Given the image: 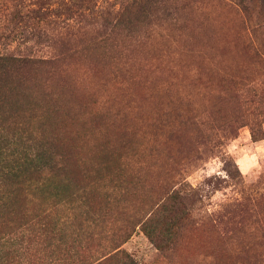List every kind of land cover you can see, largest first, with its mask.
Listing matches in <instances>:
<instances>
[{
  "label": "rangeland",
  "instance_id": "rangeland-1",
  "mask_svg": "<svg viewBox=\"0 0 264 264\" xmlns=\"http://www.w3.org/2000/svg\"><path fill=\"white\" fill-rule=\"evenodd\" d=\"M129 1L0 0V54L47 60L15 87L57 163L16 189L13 220L52 228L16 264H264V0H145L127 30Z\"/></svg>",
  "mask_w": 264,
  "mask_h": 264
},
{
  "label": "trees",
  "instance_id": "trees-1",
  "mask_svg": "<svg viewBox=\"0 0 264 264\" xmlns=\"http://www.w3.org/2000/svg\"><path fill=\"white\" fill-rule=\"evenodd\" d=\"M147 5L145 0H130L120 11L116 22L126 20L129 30L132 20L146 14ZM46 62L45 59L0 54V264H16L28 252L31 242L52 232L49 221L41 222L45 217L42 213L19 223L12 217L16 206L13 198L18 185L35 181L39 183L36 188L46 191L47 187L50 188V182L41 177L42 169H57L55 152L48 144L45 113L34 114L30 102L25 99V93L24 100L20 102L17 92L19 87H15L20 84L21 88L25 82L31 86V82L23 75L35 70L39 63ZM175 196L171 195L168 201L161 203L156 213L142 223L146 235L157 245L168 241L179 222L189 214L186 204ZM98 264L138 263L117 251Z\"/></svg>",
  "mask_w": 264,
  "mask_h": 264
}]
</instances>
